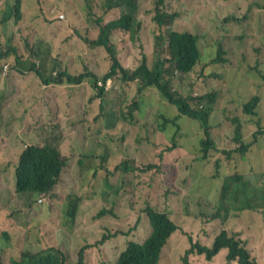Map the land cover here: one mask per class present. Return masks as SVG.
Listing matches in <instances>:
<instances>
[{
    "label": "rangeland",
    "instance_id": "1",
    "mask_svg": "<svg viewBox=\"0 0 264 264\" xmlns=\"http://www.w3.org/2000/svg\"><path fill=\"white\" fill-rule=\"evenodd\" d=\"M35 1H21L25 11L21 21L16 22L13 18L0 23L2 46L12 41L23 57L35 53L37 63L46 58L48 73L53 70L55 74L56 71L67 67L73 74H79L86 70V64L89 63L104 74L109 68L106 51L101 46L90 48L86 45V40L81 39L75 32V27L84 28L89 25L92 34L97 35L99 28L95 18L103 15V8L98 0L92 1L98 15L92 13L89 0ZM9 3L15 5L16 0H0V9L8 8ZM166 9L180 13L174 25L178 29L189 27L195 30L196 22L204 25L200 40L203 56L218 57V49H223L222 55L225 60L214 65L219 68L221 76L216 73L207 75L221 91L216 106L220 113L226 107L233 111L239 107V113L244 121V134L248 141H254L260 124L251 120L256 121L260 116L264 124V0H167ZM59 14H65L64 19L58 18ZM118 15L119 12L116 11L105 15L104 19L109 20ZM154 15L155 0H141L139 12V19L143 23L141 39L133 41L122 31L115 35L117 52L128 65H134L142 52L153 49L156 43ZM55 20L59 21L53 23ZM5 48L8 49V45ZM9 61L13 63L14 56L10 57ZM29 63L23 59L19 64L26 67L30 65ZM245 72L250 78L243 76ZM12 77L14 76L10 73V77L6 75L0 80V89L4 90V97L0 100V232L9 230L18 249L23 246V239L29 241L26 237L27 229H23L22 224L29 227L34 226L32 224H41L47 228L48 231L43 236L44 242H41L44 246L53 244L54 235L59 236L61 232L63 250L68 254L70 262L77 260V253L82 246L95 245L104 234L122 231L126 234H119L105 244L94 246L87 251V264H115L120 251L128 241L126 237L141 241L150 233L151 226L146 208L151 201L157 203L160 209L167 211L182 228L170 239L161 264H183L181 257L188 241L186 231L189 234L198 233L204 244L211 245L215 239L214 232L218 228L228 227L224 225L222 219L207 224L212 222L208 221L207 217L215 212L220 204V189L225 177L231 172L239 171L247 178L245 171H248L251 165L264 170V151L255 152V157L252 158L251 152L245 156L243 161L246 170L243 162L234 168L226 160L222 151L232 145L230 136L234 124L226 120L219 125L221 118L218 117L220 115L218 112L214 123L213 119L211 121L217 125V129L213 127L212 133L219 150L214 151L213 157L207 160L197 159L199 150L196 143L199 140L198 136L193 140L194 135L191 136L192 139L184 137L185 142L179 141V146L172 150L173 152L167 151L161 159L159 153L171 143L159 131H156L157 139L154 142L145 139L146 129L138 126V118L131 119L127 122L128 125L119 130H111L102 135L100 139L104 140L103 146H92L89 140H92L94 132L88 125L84 126L79 122L86 107L93 111L89 118H93L99 111V100L93 105L89 103L93 93L90 83L45 85L43 88L34 89L37 95L43 93L44 89L50 93L51 104L47 106L46 113L41 110L44 116L41 124L46 125V121L50 122L51 119L55 122L67 121L64 125L66 133L62 130L58 141H62L63 153L69 164L57 187L58 191L65 194L79 193L84 188L82 181L88 176L91 177L92 172L84 173L80 170V159L86 167L97 168L98 173L101 172L104 176L106 170L102 166V152L116 151L105 161L106 165L113 167L112 173L109 174V179L114 185V189L111 190V201L104 200L97 192L83 202L78 220H71L66 214L67 205L63 200L50 202L46 196L30 198L29 195L16 191L15 165L18 156L26 144L30 142L41 144L46 138L44 135L42 138L36 131L37 128L32 127V123L36 121L35 114L33 109H26L27 104L33 106L29 99L31 94H25L28 98L25 101L26 96L20 91L24 76ZM192 82L193 79L188 74L178 80V85L184 93H188L192 88ZM109 86L113 87L104 96L106 111L120 108L128 110L136 96L135 89L128 88V91L121 89L120 93L113 91L115 83L111 80ZM257 94H261L262 102L258 109L259 116H254L246 113L243 105ZM144 100L147 107L142 122L148 120L156 126L158 124L156 120L162 118L164 113L178 114L177 107L169 102L166 105L155 90L145 92ZM136 115H139V111ZM180 121L185 128L193 125L200 127L197 121L188 117H182ZM38 128L40 130L39 125ZM199 132L200 139L203 132L200 130ZM123 134L126 136L121 142ZM260 148H264V137L254 150ZM93 153L99 156L96 164L87 162L86 155ZM217 158L225 161L218 166ZM124 159L134 162L137 167H142L146 163H160L163 170L155 168L141 176L126 175L114 170L116 164ZM173 165L177 166L175 171L172 169ZM212 172L217 174L211 178ZM94 182L93 188L101 190L102 184L98 176L94 178ZM40 197H45V201L40 203ZM31 202L32 205L29 207ZM104 207L112 210L114 214L99 216V211ZM229 227L240 232L241 238L248 241V248L253 255L258 258L264 256V211L244 210L241 217L230 219ZM129 231H132L131 235L128 234ZM10 244L12 243L1 234L0 248ZM226 254L227 249H223L212 260H207L205 255L196 253L191 258L195 264H229L226 261ZM260 259L264 263V259L261 257ZM8 262L11 260L8 259Z\"/></svg>",
    "mask_w": 264,
    "mask_h": 264
},
{
    "label": "trees",
    "instance_id": "2",
    "mask_svg": "<svg viewBox=\"0 0 264 264\" xmlns=\"http://www.w3.org/2000/svg\"><path fill=\"white\" fill-rule=\"evenodd\" d=\"M21 1L23 2L24 0H16L15 5L9 3L8 8L0 9V23L4 20L10 21L13 18L16 19V22L23 19L25 11L22 8ZM92 1L94 0H89V8H91L94 15H98L94 10ZM98 3L103 8V15H98L95 18L99 28L97 35L92 34V28L89 25L84 28L75 27V32L81 39L86 40V45L90 48L101 46L106 51L109 68L104 74L98 72L89 63L86 64V70L79 74H73L67 67L56 71L55 74L53 70L48 73L46 67L48 60L46 58H43L42 62L37 63L35 53L31 56L24 55L23 57L12 41H8L3 46L0 43V80L3 77L4 62L7 61L9 56L13 55L16 57V63L13 62L7 75L10 77V73H12L14 76L12 78L17 75L24 76L20 91L23 95L26 93L31 94L29 99L33 106L30 107L27 104L26 109H33L35 114L36 121L32 123V127L37 128L36 131L40 136L42 135V138L43 135L46 138L45 142H41V144L31 142L18 156L15 165L17 193L29 195L30 198L40 195L46 196L50 202L63 200L65 205H67V216L74 221L78 220L83 202L97 192L103 196L104 200L111 201V190L114 189V185L109 179V174L110 172L112 173L113 167L112 165H106L105 161L110 154L112 155L116 151L102 152V166L106 170V173H103L104 176L101 172L98 173L97 168L86 167L80 159V170L84 173L92 172L91 177L88 176L82 181L84 188L79 193L65 194L58 191L57 187L69 164L63 153L62 141H58L62 130L66 133L64 125L67 124V121L55 122L51 119L50 122L46 121V125L41 124V120L44 119L41 110L46 113L47 106L51 104V98L47 89H44V92L39 95L34 93V89L43 88L45 85L66 86L80 85L85 82L90 83L93 93L89 98V103L93 105L99 100V111L93 118H89L93 111L90 107H86L79 122L83 123L84 126L88 125L94 132L92 140H89L92 146H103L104 140L100 139L102 135H106L111 130H119L128 125L127 122L131 119L138 118V126L146 129L145 139L154 142L157 139L155 136L156 131H159L171 143L159 153L161 159H163L167 151L177 148L179 141L183 143L184 137L191 138L193 135V140L196 138L195 136H198L199 140L196 143L197 150H199L197 159L207 160L212 158L213 152L219 150L218 143L212 133L213 127L217 129V125L213 123L216 112H218L221 115H218L221 118L219 125L225 123L226 120L234 124L233 132L230 136L232 145L222 152L226 160L234 168L239 167L243 162L246 170L245 161H243L245 156L251 152L252 158L255 157V152L264 151V148L254 150L259 146L260 139L264 137L263 118L259 116L258 111L262 102L261 94L254 95L243 105V110L246 113L259 116L256 121L251 120L255 123L258 121L260 124L258 131L255 133V140L248 141L246 134H244V121L239 113V107L235 111L226 107L220 113L216 106L220 100L221 91L210 81L207 75L216 73L221 76L219 68L214 65L225 60L222 55L224 51L219 48L218 57L212 55L203 56L200 40L203 36L204 25L201 22H196L195 30L189 27H185L186 29L176 28L174 25L180 13L167 10V0H155L156 43L152 50L142 52V55L136 59L134 65H128L117 52L114 37L122 31L133 41L141 39V31L143 29V23L139 19L141 0H98ZM70 7L74 8V6ZM116 11L119 12L118 16L109 20L104 19L105 15ZM35 12L37 11L35 10ZM58 18L60 17L58 16ZM58 21L55 20L53 23ZM123 38L127 39L126 37ZM7 45L8 49L5 48ZM27 49L29 50L30 47ZM23 59L30 62V65L22 67L19 63ZM188 74L193 79L192 88L188 93H184V90L178 85V80ZM243 76L250 78L246 72L243 73ZM109 80L115 83L113 91L116 90L120 93L121 89L124 91H128V88L135 89L136 96L131 101L128 110L120 108L106 111L104 96L113 87L109 86ZM151 90L157 91L159 98L166 105L169 102L178 109L177 115L164 113L162 118L156 120L158 122L156 126L148 120L142 122L143 114L147 107L144 100L145 92H150ZM3 97L4 91L0 89V100ZM27 99L26 96L25 101ZM137 111H139L138 116L136 115ZM160 112L162 113V109H160ZM182 117L197 121L200 127L193 125L185 128L180 121ZM195 126L197 127L194 128ZM199 130L203 132L200 139ZM125 136L124 134L122 135L121 142L124 141ZM86 158L88 163L96 164L99 156L93 153L86 155ZM223 161L225 160L217 158V165L220 166ZM155 168L159 171L163 170L160 163H146L142 167H137L134 162L124 159L116 164L114 170L121 171L126 175L141 176L143 173ZM172 169L175 171L177 166L173 165ZM245 172L248 175L247 178L239 171L231 172L230 175L225 177L220 189V204L207 220L222 219L224 225H227L231 218L241 217L244 210L264 211V170L256 169L255 165H251L248 171L246 170ZM216 174V172H212L210 177L212 178ZM96 176H98L102 184L99 191L93 188ZM31 205L32 202L29 207ZM109 213L114 214L112 210L104 207L99 211V216ZM146 213L151 226L150 233L141 241L126 237L125 239L128 241L120 251L115 264H161L164 250L173 234L182 230L180 225L170 217V214L160 209L157 203L152 202L151 205L149 204L146 208ZM12 218H14V215H12ZM140 220L139 218L138 222ZM32 225L34 226L21 225L23 229H27L26 237L29 241L23 239V246L21 245L19 249L12 241L9 230L0 232V235L3 234L6 240L12 243L0 248V264H87L86 250L99 246L84 245L77 253V260L70 262L65 252L61 249L44 246L41 243L44 242L43 236L48 231L47 228L41 224ZM131 233L132 231L128 232L130 235ZM185 233L188 236V241H186V250L181 257L183 264H195L191 258L195 253L205 255L207 260H212L223 249H227L226 261L229 264L234 262L238 264H264L260 259V257L264 259V256L258 258L253 255L248 248V241L243 240L240 233L231 230L229 226L228 228L224 227L216 234L211 245L204 244L205 242L195 232L189 234L186 231ZM120 234L126 233L121 231ZM108 237L109 234H104L102 239L98 241L99 244H102ZM8 259L11 260L10 263Z\"/></svg>",
    "mask_w": 264,
    "mask_h": 264
},
{
    "label": "clouds",
    "instance_id": "3",
    "mask_svg": "<svg viewBox=\"0 0 264 264\" xmlns=\"http://www.w3.org/2000/svg\"><path fill=\"white\" fill-rule=\"evenodd\" d=\"M141 8V7H140ZM64 15V14H63ZM61 19H64V17H62V14L60 15H58ZM13 55H11V56H9L8 58H7V61H5L4 62V64H3V69H4V72H3V77H5L6 75H7V72L9 71V69L11 68V66H12V64L13 63H11L10 61H9V58L10 57H12ZM15 58L16 57H14V62H15ZM6 66H7V68H6ZM7 70V72H5ZM3 78H1V80H2ZM29 144H31V142L29 143ZM29 144H26L25 145V147L26 146H28ZM24 149V148H23ZM42 199V201H40ZM45 197H40L39 198V202L40 203H42V202H44L45 201ZM150 205L152 204V202L150 201V203H149ZM149 206V205H148ZM147 206V207H148ZM210 216V215H209ZM208 216V217H209ZM170 217H171V215H170ZM207 217V218H208ZM172 218V217H171ZM173 219V218H172ZM174 220V219H173ZM216 220V219H215ZM215 220H212V222H207V224L209 225V224H213V221H215ZM209 221V220H208ZM204 223H202V225H203ZM178 225V224H177ZM228 226H229V223L227 224ZM228 228V227H227ZM230 228V227H229ZM223 229V228H222ZM221 229H219L218 228V230L216 231V232H214V238H215V236H216V234L220 231ZM121 232H117L116 234H109V237L102 243V244H99V242H97L95 245H103V244H105V242L106 241H108L109 239H111V238H113V237H116V236H118L119 234H120ZM196 233V232H195ZM240 233V232H239ZM196 235H198L199 237H200V235L198 234V233H196ZM241 235V234H240ZM62 234H61V232H60V235L59 236H56V235H54V238H53V244H51L50 246H48V247H56V248H59V249H61L63 252H65L63 249V246H62ZM87 245V244H86ZM90 246H94V244L93 245H90ZM83 247V246H82ZM89 249H87L86 251H88ZM65 254L67 255V258L69 259V257H68V254L65 252ZM87 255H88V253H87Z\"/></svg>",
    "mask_w": 264,
    "mask_h": 264
},
{
    "label": "built area",
    "instance_id": "4",
    "mask_svg": "<svg viewBox=\"0 0 264 264\" xmlns=\"http://www.w3.org/2000/svg\"><path fill=\"white\" fill-rule=\"evenodd\" d=\"M62 17H64V15H63V14H62ZM6 68H7V66H6ZM5 72H7V70H6ZM40 201H42V199H41Z\"/></svg>",
    "mask_w": 264,
    "mask_h": 264
},
{
    "label": "crops",
    "instance_id": "5",
    "mask_svg": "<svg viewBox=\"0 0 264 264\" xmlns=\"http://www.w3.org/2000/svg\"><path fill=\"white\" fill-rule=\"evenodd\" d=\"M2 90V89H1ZM4 91V90H3ZM11 93V92H10ZM59 235H60V233H59Z\"/></svg>",
    "mask_w": 264,
    "mask_h": 264
}]
</instances>
